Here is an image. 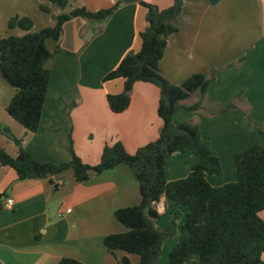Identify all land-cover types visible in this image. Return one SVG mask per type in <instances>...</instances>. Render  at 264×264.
<instances>
[{
	"label": "crops",
	"instance_id": "0c3cea01",
	"mask_svg": "<svg viewBox=\"0 0 264 264\" xmlns=\"http://www.w3.org/2000/svg\"><path fill=\"white\" fill-rule=\"evenodd\" d=\"M118 0H68L64 10L52 7L54 16L77 8L97 12ZM135 0L117 8L105 20L75 18L63 26L58 42L47 41L55 52L46 67L49 85L38 129L27 132L12 119L6 108L15 90L0 75V129L7 128L22 141L23 149L37 162L62 164L70 160V149L85 164L99 162L106 144L120 142L129 154L159 136L162 125L157 114L159 90L150 83L134 84L128 108L115 114L108 107L107 95L123 90L121 79L103 82L129 52L141 48L139 34L146 27V10ZM159 9L172 0H140ZM41 0H0V38L22 36L20 29L9 31L14 16L28 17L37 32L53 24L51 15L42 13ZM182 25L171 35L159 62V69L172 84H182L194 74H209L220 69L202 101L201 110L180 109L174 124L196 123L201 138L217 154L221 175H207L212 187L236 181L235 154L252 145H263L256 124L264 122V0H183ZM260 8L262 16H260ZM263 31V33H262ZM244 60L241 67H228ZM236 101L238 108L219 113ZM200 100L198 93L183 102L190 106ZM249 110V121L244 111ZM0 147L12 157L18 149L0 131ZM194 164L187 151L171 155L165 163L168 181L185 178ZM17 180L8 167L0 166V264H57L71 258L81 264H118L136 255L117 251L109 254L103 244L111 233L125 228L114 218V211L140 203L137 181L124 165L92 173L77 183L71 172L58 178ZM12 199L10 208L5 201ZM157 228H165L175 211L181 214L177 229L188 212L163 197L154 206ZM178 236L166 240L157 264H169V254ZM264 261V255L262 257Z\"/></svg>",
	"mask_w": 264,
	"mask_h": 264
},
{
	"label": "trees",
	"instance_id": "16d2710c",
	"mask_svg": "<svg viewBox=\"0 0 264 264\" xmlns=\"http://www.w3.org/2000/svg\"><path fill=\"white\" fill-rule=\"evenodd\" d=\"M135 0H118L113 6L97 12L77 8L54 16L52 7L67 8L68 0H41L38 8L51 15L53 24L37 32L28 17L14 16L7 23L9 31L20 29L24 35H9L0 38V75L15 90L6 108L7 114L27 132L38 129L41 112L49 85L50 72L47 62L51 52L47 41L58 42L63 26L75 19L105 20L121 5ZM145 8L146 27L139 34L141 48L127 53L116 66L103 77V82L121 79L123 90L106 97L111 112L125 111L130 103V93L138 82L150 83L159 90L157 114L162 125L158 138L129 154L122 143L114 142L103 147L99 162L90 166L83 163L70 149L71 158L62 164L39 163L22 147L7 128L0 131L18 149L16 157L0 147V166L14 171L17 180H42L60 177L71 172L75 182L89 179L92 173L100 175L119 165L129 168L139 186L140 203L136 206L114 211V218L124 232L111 233L104 237L103 244L109 254L121 251L136 255V264H157L163 243L178 236V241L169 254V264H264V220L259 213L264 211V146L252 145L235 154L236 181L220 187H212L207 175H221L217 154L202 140L196 123L174 124L173 115L180 109L191 112L201 110L209 86L215 81L220 69L209 74H194L182 84L170 83L159 69L169 37L182 25L183 0H172V5L159 9L155 5L137 1ZM244 60L228 67L239 68ZM198 93L200 100L193 105L183 102ZM235 100L224 106L219 113L238 108ZM245 117L252 121L249 110ZM264 138V122L256 124ZM189 151L194 164L189 174L176 181H168L165 163L175 153ZM54 189L58 186L54 183ZM163 197L176 207L188 209L177 229L181 214L175 211L165 228H157L158 213L154 206ZM57 264H81L71 258H61ZM118 264H132L125 256Z\"/></svg>",
	"mask_w": 264,
	"mask_h": 264
},
{
	"label": "built area",
	"instance_id": "2783aa9c",
	"mask_svg": "<svg viewBox=\"0 0 264 264\" xmlns=\"http://www.w3.org/2000/svg\"><path fill=\"white\" fill-rule=\"evenodd\" d=\"M12 204H13V200L12 199H7L5 201L4 207L10 208L12 206Z\"/></svg>",
	"mask_w": 264,
	"mask_h": 264
},
{
	"label": "rangeland",
	"instance_id": "374dc122",
	"mask_svg": "<svg viewBox=\"0 0 264 264\" xmlns=\"http://www.w3.org/2000/svg\"><path fill=\"white\" fill-rule=\"evenodd\" d=\"M260 16H262V9H261V8H260ZM262 33H263V31H262ZM259 217H260L262 220H264V211H262V212L259 213Z\"/></svg>",
	"mask_w": 264,
	"mask_h": 264
},
{
	"label": "water",
	"instance_id": "95a60500",
	"mask_svg": "<svg viewBox=\"0 0 264 264\" xmlns=\"http://www.w3.org/2000/svg\"><path fill=\"white\" fill-rule=\"evenodd\" d=\"M218 1H219V0H209V3H210L211 5H214V4H216Z\"/></svg>",
	"mask_w": 264,
	"mask_h": 264
}]
</instances>
